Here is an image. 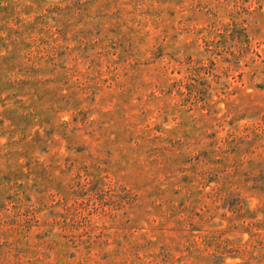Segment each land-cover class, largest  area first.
I'll use <instances>...</instances> for the list:
<instances>
[{
  "label": "rangeland",
  "instance_id": "1",
  "mask_svg": "<svg viewBox=\"0 0 264 264\" xmlns=\"http://www.w3.org/2000/svg\"><path fill=\"white\" fill-rule=\"evenodd\" d=\"M0 264H264V0H0Z\"/></svg>",
  "mask_w": 264,
  "mask_h": 264
}]
</instances>
